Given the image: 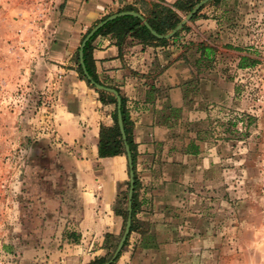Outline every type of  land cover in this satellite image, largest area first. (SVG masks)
Segmentation results:
<instances>
[{
  "label": "crops",
  "instance_id": "obj_1",
  "mask_svg": "<svg viewBox=\"0 0 264 264\" xmlns=\"http://www.w3.org/2000/svg\"><path fill=\"white\" fill-rule=\"evenodd\" d=\"M151 1L172 7L176 0H63L51 51L56 58L72 55L88 29L127 7L146 18ZM208 21L195 17L188 31L203 36ZM190 41L197 39L160 44L127 38L119 45L111 34H99L91 43L97 78L119 87L126 98L136 146L134 225L113 264H216L225 249L228 238L202 202L206 194L214 196L220 178L217 140L197 128L209 101L219 97L198 86L194 90L199 59H192ZM208 53L212 56L214 48L202 56ZM56 62L65 73L55 106L57 136L72 149L64 160L75 188L61 194L64 218L54 238L35 239L44 246L29 244L15 264H86L105 257L108 242L121 236L125 223L115 208L118 191L129 183L127 158L99 157L97 149L100 125L113 123L111 106L90 94L83 80L73 79L71 64ZM77 83L79 91L72 87Z\"/></svg>",
  "mask_w": 264,
  "mask_h": 264
},
{
  "label": "rangeland",
  "instance_id": "obj_2",
  "mask_svg": "<svg viewBox=\"0 0 264 264\" xmlns=\"http://www.w3.org/2000/svg\"><path fill=\"white\" fill-rule=\"evenodd\" d=\"M62 2L0 0V264H15L27 246H44L35 239L54 238L64 218L61 194L75 188L64 160L72 149L57 136L55 106L65 73L56 59L71 64L73 79L83 80L99 100V90L79 72L77 50L59 58L51 51ZM205 4L196 16L210 20L205 34L192 36V19L176 36L182 43L197 39L187 45L192 59H199L194 90L219 97L209 101L197 127L217 140L221 179L214 196L202 200L228 238L216 264H264V0ZM176 36L160 44H174ZM213 48L212 56H202ZM78 85L72 87L79 91Z\"/></svg>",
  "mask_w": 264,
  "mask_h": 264
},
{
  "label": "trees",
  "instance_id": "obj_3",
  "mask_svg": "<svg viewBox=\"0 0 264 264\" xmlns=\"http://www.w3.org/2000/svg\"><path fill=\"white\" fill-rule=\"evenodd\" d=\"M199 0H176L174 3H172V7L164 6L159 3H155L151 1L150 11L148 12L147 17L145 18L150 27L153 31H155L158 34H165L171 29L175 27V25L181 20V15L178 13L182 12L184 14H187L192 7L198 2ZM217 1V0H215ZM206 4L202 5L191 17L190 20L194 19L198 12L205 6ZM125 10H133L136 11L133 7H127ZM110 15V14H109ZM109 15L104 16L101 20L105 19ZM100 20V21H101ZM99 22V21H98ZM186 25H184L181 30L185 29ZM91 29V28H90ZM88 29L86 33L82 36V39L85 37V35L90 31ZM180 30V31H181ZM179 31V32H180ZM178 32V33H179ZM178 33H175L174 36H176ZM99 34L106 35L111 34L114 36L117 40V43L121 45L125 39L131 38V39H138L141 42H158V43H166V39H160L153 35L150 30L142 23V21L133 15H121L117 16L106 23H104L101 27H99L94 34L89 38V40L85 43L83 47V61L85 64V67L91 76V78L100 84H103L96 76L94 71V65H93V56H92V41L93 39L98 36ZM81 39V41H82ZM78 51L79 47L77 48V55L76 59L78 58ZM79 72L83 76V71L80 66H78ZM88 84L89 81L84 78ZM108 87L114 88L121 100L120 105V112H121V118H122V125L125 132V142L129 146L131 157H132V165H133V172H134V178H133V195H132V212H131V225L129 229V233L133 228V217L135 213V206H134V196H135V189L138 185V178L135 173V161H136V146L132 138V120L129 117V111L127 108V102L126 98L122 92V90L114 85H107ZM99 101L103 104H113V110L111 112V117L113 120V123L110 126H106L101 124L99 129V139L97 144L98 149V156L99 157H110L115 156L119 154H123L126 156L125 152V144L124 140L121 136L118 122H117V107H116V97L114 94L109 93L104 90H99ZM129 183L127 186V189L117 194L116 204L117 208H115V212L122 215L124 220H126L127 217V193H128ZM122 206V207H121ZM124 206V208H123ZM128 233V235H129ZM127 235V237H128ZM127 237L125 241L123 242L122 248L127 242ZM108 240V236H107ZM119 240V239H118ZM118 242V241H117ZM116 244H108V253L105 257L96 259L97 262H93L91 264H100L108 260L115 247ZM120 250V252H121ZM120 252L118 253L117 257L119 256ZM117 257L114 259V261L117 259ZM113 261V262H114ZM110 263V264H113Z\"/></svg>",
  "mask_w": 264,
  "mask_h": 264
},
{
  "label": "water",
  "instance_id": "obj_4",
  "mask_svg": "<svg viewBox=\"0 0 264 264\" xmlns=\"http://www.w3.org/2000/svg\"><path fill=\"white\" fill-rule=\"evenodd\" d=\"M210 1L213 0H199L193 7L192 9L185 14L181 20L175 25V27L173 29H171L170 31H168L165 34H158L155 31L152 30V28L150 27V25L148 24V22L146 21V19L139 13L133 10H125V11H120V12H116L113 13L111 15H109L108 17H106L105 19L99 21L97 24H95L90 31L85 35V37L82 39L80 46H79V51H78V65L81 67L82 71H83V75L84 77L89 81V83L91 85H93L96 89L98 90H104L107 91L109 93H112L115 95L116 97V107H117V122H118V126H119V130L121 133V136L124 140V144H125V152H126V158H127V164H128V173H129V188H128V193H127V217L124 223V227H123V231L122 234L117 242V245L111 255V257L106 260L103 263L100 264H110L114 261V259L117 257L118 253L120 252L123 242L125 241L128 233H129V229H130V225H131V212H132V195H133V178H134V172H133V165H132V157H131V153H130V149L129 146L127 145V143L125 142V132H124V128L122 125V118H121V112H120V105H121V100H120V96L118 94V92L112 88V87H108L105 85H102L100 83L95 82L91 76L89 75L84 61H83V47L85 45V43L89 40V38L94 34V32L101 27L104 23H106L107 21L117 17V16H121V15H133L138 17L142 23L150 30V32L155 35L156 37L160 38V39H169L172 36H174L175 33H177L179 30H181V28L191 19V17L193 16V14L205 3H208Z\"/></svg>",
  "mask_w": 264,
  "mask_h": 264
}]
</instances>
